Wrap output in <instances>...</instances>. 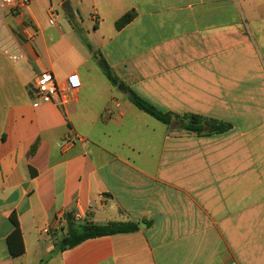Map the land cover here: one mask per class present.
Instances as JSON below:
<instances>
[{
  "label": "crops",
  "instance_id": "obj_1",
  "mask_svg": "<svg viewBox=\"0 0 264 264\" xmlns=\"http://www.w3.org/2000/svg\"><path fill=\"white\" fill-rule=\"evenodd\" d=\"M38 1L0 22V42L24 55L0 51V264H264V0H74L56 26ZM44 71L63 88L79 76L66 105L35 100ZM129 91L232 127L188 133ZM78 211L139 230L60 251Z\"/></svg>",
  "mask_w": 264,
  "mask_h": 264
},
{
  "label": "trees",
  "instance_id": "obj_2",
  "mask_svg": "<svg viewBox=\"0 0 264 264\" xmlns=\"http://www.w3.org/2000/svg\"><path fill=\"white\" fill-rule=\"evenodd\" d=\"M133 18V13L125 15L117 22V28L124 27L129 22H131ZM107 75L109 80L114 85L118 84V79L114 77L110 72H108ZM129 99L131 103L140 111L150 115L159 122L170 125L173 121H177L179 124V128L187 131L188 133L196 134L198 136L225 133L232 127L231 124L227 122L203 117L196 114H186L183 116H178L172 113L162 112L140 98L132 91H129ZM11 220L14 225V231L9 236L10 250L13 256H20L24 252L23 244H21V248L19 250H15L12 246V241L15 238L22 241L21 231L18 221L14 215L11 217ZM138 230L139 226L134 222H110L107 224H94L92 222L84 221L83 223H80L78 225L74 222V220L72 221V219H70L68 223L67 234L62 236L57 245V248L58 250L63 251L68 248H73L89 239L117 234L134 233Z\"/></svg>",
  "mask_w": 264,
  "mask_h": 264
},
{
  "label": "built area",
  "instance_id": "obj_3",
  "mask_svg": "<svg viewBox=\"0 0 264 264\" xmlns=\"http://www.w3.org/2000/svg\"><path fill=\"white\" fill-rule=\"evenodd\" d=\"M32 1L33 0H0V22L2 21L3 12L5 11H8L13 17L24 18L25 12L28 10ZM49 16L50 25H55V19L57 18L56 11L51 8L49 10ZM26 35L27 40L30 41L32 39V35L27 32ZM11 48H14V50H11ZM0 51L11 63H17L24 57L23 53L19 52L21 50L18 48L17 44L8 45L0 42ZM80 87L81 82L76 73L68 76L66 87L63 88L59 85L52 72L44 71L36 77L33 93L35 100L38 102L66 105L68 103V98L64 95V93L75 92ZM67 142L70 143L71 141ZM73 220L76 223H82L85 220V214L78 211L74 215ZM230 264L237 263L231 262Z\"/></svg>",
  "mask_w": 264,
  "mask_h": 264
},
{
  "label": "rangeland",
  "instance_id": "obj_4",
  "mask_svg": "<svg viewBox=\"0 0 264 264\" xmlns=\"http://www.w3.org/2000/svg\"><path fill=\"white\" fill-rule=\"evenodd\" d=\"M46 0H39L38 1V4H36V6H35V4H34V7L36 8V10H35V13H36V16L42 21V22H44L45 24H48V22H49V15L47 14V10H45L46 9V2H45ZM48 1V0H47ZM65 1H71L72 2V6H73V4H75V1L74 0H59V1H57V2H55L54 0H52V4L51 3H48L49 5L48 6H50V5H52L53 6V8H54V10L56 11V14H58V17L59 18H56L55 19V21H56V24H57V22L60 20V19H65L66 18V16H67V14L65 13V11L63 10V8H62V3L63 2H65ZM61 2V3H60ZM56 24L55 25H53V26H56ZM52 26V25H51ZM40 38H41V36H40ZM39 41V40H38ZM38 41H35V42H33V48H35L36 49V51H42L41 49H40V43L38 42ZM11 50H14V48H11Z\"/></svg>",
  "mask_w": 264,
  "mask_h": 264
},
{
  "label": "water",
  "instance_id": "obj_5",
  "mask_svg": "<svg viewBox=\"0 0 264 264\" xmlns=\"http://www.w3.org/2000/svg\"><path fill=\"white\" fill-rule=\"evenodd\" d=\"M63 10L67 13V14H72L73 10L70 4V1H66L63 5H62Z\"/></svg>",
  "mask_w": 264,
  "mask_h": 264
}]
</instances>
